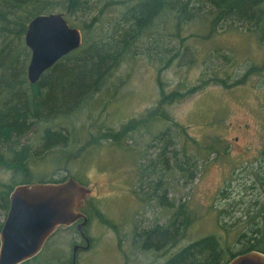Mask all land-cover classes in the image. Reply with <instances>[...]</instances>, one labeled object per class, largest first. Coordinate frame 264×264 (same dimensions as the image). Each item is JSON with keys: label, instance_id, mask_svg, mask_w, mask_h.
Segmentation results:
<instances>
[{"label": "rangeland", "instance_id": "obj_1", "mask_svg": "<svg viewBox=\"0 0 264 264\" xmlns=\"http://www.w3.org/2000/svg\"><path fill=\"white\" fill-rule=\"evenodd\" d=\"M72 21L78 25L87 24L90 19L73 16ZM197 26L185 28L182 34L185 41L180 45L183 55L172 62L167 63L171 57L167 55L163 62L161 58L154 60L147 56L143 43L139 44L144 48L143 54L140 50L128 54L110 87L96 95L95 103H87L88 107L76 113V123L70 128L78 141L67 149L76 153L85 145V151L74 161H68L66 172L52 171L50 162L39 165L38 160L30 161L36 173L48 178L60 173V177L75 174L77 180L87 182L91 189L86 200L90 199L92 206L85 210L90 218L85 230L91 238V247L78 250L76 264H163L174 250L154 246L142 249V242L134 235L135 231L143 232L167 222L169 211L159 204L161 198L176 204L190 203L196 212L182 245L216 233L239 249L243 244L238 241L240 233L258 235L257 230H264V218L260 215L264 213L260 184L264 176V41L246 33V27L233 29L227 24L211 37L198 38L195 33L205 32H200ZM210 63L222 73L230 72L223 75V83H214L216 77L200 81ZM251 68L252 73L246 77ZM176 88L182 97L166 103V112L175 123L184 125L198 144L186 138L185 142H179L176 126L164 121H148L139 126L130 132L122 146L98 136L109 129L120 130L123 124L154 111L162 93ZM66 123L59 121L57 127H65ZM168 125L170 133L177 135L170 157L163 154L165 140L162 143L155 140L159 133L168 130ZM43 127L35 125L30 133L34 141L32 150L41 146L37 140ZM92 136L101 143L86 146ZM217 138L218 151L204 150L213 146ZM180 148L196 161L185 165L187 171L176 166V158L181 164V159L184 160ZM191 172L196 177L189 182ZM11 177V170L0 167L2 182L10 181ZM255 177L258 180L252 187ZM157 187H161L157 195L163 196L157 198L158 204L148 199ZM86 200L82 201V208ZM248 208L254 217L247 225L244 213ZM221 209L225 212L220 226ZM149 241L146 243L149 246L155 243L153 239ZM76 243L86 244L75 227L60 230L49 238L42 253L45 252V257L59 255L71 264ZM180 246L177 243L175 250Z\"/></svg>", "mask_w": 264, "mask_h": 264}, {"label": "trees", "instance_id": "obj_2", "mask_svg": "<svg viewBox=\"0 0 264 264\" xmlns=\"http://www.w3.org/2000/svg\"><path fill=\"white\" fill-rule=\"evenodd\" d=\"M50 12H62L72 26H78L84 32V43L49 68L36 84H31L27 77L31 50L26 46L24 36L28 23L35 16ZM73 16L90 19V22L76 25L72 21ZM192 24L198 25L200 32H205L195 33L198 38L211 37L227 24L228 28L233 29L246 27V33H253L264 41V0H0V167L12 172L10 181L0 180V233L10 207V195L17 185L58 182L71 177L77 179L75 174L60 177L62 172L68 170V161H74L85 151V145L76 153L67 149L69 144L74 145L78 141L77 137L72 136L70 126L75 125L79 110L88 107L87 103H95L96 95L110 87V81L128 54H134L136 50L143 54L144 48L139 46L143 43L147 56L154 60L161 58L163 62L167 55L171 56L167 63L172 62L183 55L180 45L185 40L182 34ZM173 41L176 45L172 44ZM217 68L213 63L207 64L206 73L200 81L216 77L214 83H223V75L230 72L222 73ZM253 69L247 72L246 77ZM181 97L178 88L162 93V99L154 111L123 124L120 130L109 129L98 136L122 146L130 132L139 126H145L148 121H164L172 122L179 131L178 136L171 134L168 125V130L159 133V138L155 137L160 143L165 140V156L170 157L176 136L179 142H185L186 138L198 144V140L190 138L186 127L175 123L166 112L165 104ZM59 121L67 122L65 127H57ZM39 124L44 125L40 140H37L41 146L32 150L34 141L30 139V133ZM219 142L217 138L213 146L204 150L218 151ZM100 143L99 138L92 136L86 146ZM178 150L184 160L181 159V164L176 158V166L181 171H187L185 165L189 161L195 164L196 161H192L185 149ZM32 159L38 160L39 165L50 162L52 171L61 170V173L57 174L58 177L50 178L46 174L36 173L30 166ZM168 161L165 158V162ZM195 177V173L191 172L189 182ZM257 180L255 177L252 187ZM82 183L87 185L85 181ZM260 184L264 203V176ZM160 189L157 187L155 192L148 195V199L158 204L157 198L163 197L157 195ZM159 204L169 211L167 222L143 232L135 231L134 235L137 241L142 242V249L158 246L174 250L168 253L163 264H227L236 255L249 250L264 252V230H257L258 235H249L246 231L240 233L238 241L243 244L239 249L216 233L182 245L197 217L195 210L186 202L176 204L175 201H162L161 198ZM88 206H92L90 199L86 200L83 208L86 210ZM224 212L225 209L219 210L220 226ZM244 215V222L250 224L254 213L248 208ZM260 215L264 218V213ZM151 239L155 240L153 246L146 244ZM179 242L181 246L175 250ZM42 251L21 264H67L61 256L45 257Z\"/></svg>", "mask_w": 264, "mask_h": 264}, {"label": "water", "instance_id": "obj_3", "mask_svg": "<svg viewBox=\"0 0 264 264\" xmlns=\"http://www.w3.org/2000/svg\"><path fill=\"white\" fill-rule=\"evenodd\" d=\"M25 44L31 50L27 77L36 84L62 57L78 49L83 32L72 26L62 12L41 13L27 26ZM91 193L88 185L75 178L58 182L17 185L10 195V207L0 233V264H21L44 248L60 225H71L83 218L77 211ZM88 240V239H87ZM78 246L73 247L76 263ZM227 264H264V252L249 250Z\"/></svg>", "mask_w": 264, "mask_h": 264}, {"label": "flooded vegetation", "instance_id": "obj_4", "mask_svg": "<svg viewBox=\"0 0 264 264\" xmlns=\"http://www.w3.org/2000/svg\"><path fill=\"white\" fill-rule=\"evenodd\" d=\"M79 212H82V213H84V214H86V216L88 217V221H87V223L85 224V225H82L81 226V228H79V224L80 223H82L83 222V218H81V219H79L77 222H75V223H73V224H71V225H68V226H66V225H60L58 228H57V230H56V232L53 234V235H55V234H57L60 230H66V229H69V228H72V227H75L76 229H77V231L79 232V234H80V236H81V238L84 240V242L86 243V244H79V243H76V244H74V246H78V250L80 249H83V250H87V249H89L90 247H91V238L87 235V233H86V227L89 225V220H90V218H89V215H87V213L85 212V209L84 208H80L79 209ZM52 235V236H53ZM51 238V237H50ZM88 239V240H87ZM73 246V247H74ZM159 247H160V245H159ZM151 248V247H150ZM155 248H158V246H156ZM78 250H77V252H78ZM77 252L75 253L76 254V261H77ZM73 259H74V252L72 253V261H73ZM76 264V263H75Z\"/></svg>", "mask_w": 264, "mask_h": 264}, {"label": "bare ground", "instance_id": "obj_5", "mask_svg": "<svg viewBox=\"0 0 264 264\" xmlns=\"http://www.w3.org/2000/svg\"><path fill=\"white\" fill-rule=\"evenodd\" d=\"M25 34H26V33H25ZM24 37H25V36H24ZM83 38H84V35H83ZM24 41H25V39H24ZM83 43H84V40H83ZM83 43H82V44H83ZM26 46H27V45H26ZM81 46H82V45H81ZM81 46H80V47H81ZM75 50H76V49H75ZM30 57H31V56H30ZM158 138H159V136H158ZM145 229H146V228H145ZM149 242H150V241H149ZM152 246H153V244H152Z\"/></svg>", "mask_w": 264, "mask_h": 264}]
</instances>
